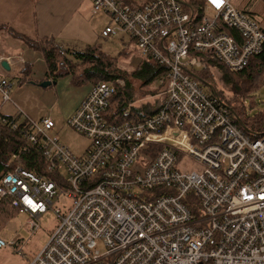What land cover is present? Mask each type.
I'll use <instances>...</instances> for the list:
<instances>
[{"label":"built area","instance_id":"built-area-1","mask_svg":"<svg viewBox=\"0 0 264 264\" xmlns=\"http://www.w3.org/2000/svg\"><path fill=\"white\" fill-rule=\"evenodd\" d=\"M205 1L195 24L181 0H92L93 14L111 19L102 36H129L141 57L167 68L168 86L155 112L130 104L116 124L107 114L124 81L94 84L67 122L90 141L82 156L49 135L51 117L35 122L18 109L2 112L14 84L0 58V135L25 143L0 172V204L11 201L31 217V232L49 210L60 220L27 264H264V135L245 134L195 77L209 61L242 71L261 53L264 30L232 0ZM181 153L201 169L177 166ZM31 156L42 173L23 166ZM61 196L72 200L64 214L53 207ZM7 247L22 253L16 241L0 239V249Z\"/></svg>","mask_w":264,"mask_h":264},{"label":"rangeland","instance_id":"rangeland-1","mask_svg":"<svg viewBox=\"0 0 264 264\" xmlns=\"http://www.w3.org/2000/svg\"><path fill=\"white\" fill-rule=\"evenodd\" d=\"M143 1L144 0H136V2L139 4H141ZM246 1L247 0H233V4L242 10L244 7H246ZM244 11L245 10H242L241 12L249 16V14ZM98 14L105 15L103 12ZM106 16L109 18L108 15ZM97 18V21L88 24V30H91L96 36H99L105 25H107V27L109 24L111 25V19L109 20L107 18V20L100 21V17ZM121 36H124L121 38V41L116 39L120 38ZM99 44L108 55L117 59L119 62V67L128 74L136 70L140 63L144 60V57H141L138 53L136 43L132 41V39L127 35L119 34L117 36L111 37L110 39H101ZM24 47V50L27 48L25 54L27 58L24 56V59L31 64L30 67L32 72L30 76H25L23 79H20L21 74H19V68L17 67L16 69L15 67V72L13 74L11 73L12 75L10 74L14 84L11 92V104L15 106L18 111L24 113L35 122H40L46 117H51L55 122L56 127L49 133V135L58 138L77 156H82L90 146V141L86 137L76 133L67 122L91 91V80L77 85L75 83V77L72 75H67L56 80L55 85L42 88L40 84L42 83V80L46 79V63L43 54L34 48L30 49L28 46ZM62 49L67 50L64 48V46ZM68 57L74 60L73 56ZM17 58H19V56H17ZM20 59L22 63L25 62L22 57H20ZM218 65L221 66L220 64ZM212 67L213 68L211 70H207L209 72L208 77L210 75V83H207L214 87L216 94L220 95L221 93V95L228 98L230 96L232 97L233 95L236 96L234 84L237 78L234 77L235 74L227 69L225 71V69H222L218 66ZM3 69L6 72H11L9 71L10 68L8 70L5 68ZM224 76L232 78V84H226L224 81ZM121 80H123L126 85L125 80ZM163 81L157 83L155 82L149 87L144 86L140 81H137L136 84L133 83L130 88L127 89L131 99L130 103L139 108L138 111H141L142 113L151 114L155 112L167 90L168 82L166 86H164L162 85ZM238 83L241 84V82ZM242 87H239V89H243V91L247 90L246 88ZM204 90L207 93L209 92V89L206 86L204 87ZM238 92L240 96H243L242 90H239ZM221 98L225 102L222 96ZM255 101L256 104L252 103ZM245 107L247 114H249V117L252 119L260 115V110L264 111V84L256 90V93L246 97ZM142 155L140 156L137 163H142ZM178 161L179 162L177 166L183 169H201V166L195 162L194 159L184 153H181L178 156ZM71 205L72 200L65 196H61L59 200L54 202L53 207L54 209L59 208L64 214L66 209H69ZM30 220L31 217H29L27 214L17 211L13 214V216L5 220V222L4 220L0 221V239L5 241L19 240L20 245L18 249H20L22 252L21 254L17 253L15 247H7L0 250V264H27L28 262L32 261L34 256L39 253L48 243L52 233L60 222L55 213L52 210H49L39 218V223L41 225L40 229L35 232H31L29 226ZM99 249L103 251V246L100 245Z\"/></svg>","mask_w":264,"mask_h":264},{"label":"trees","instance_id":"trees-1","mask_svg":"<svg viewBox=\"0 0 264 264\" xmlns=\"http://www.w3.org/2000/svg\"><path fill=\"white\" fill-rule=\"evenodd\" d=\"M121 1L127 4H133L130 0ZM181 1L185 12L194 14V23L197 24L200 22L206 8V1ZM226 32L229 35L234 36L237 40L239 39V33L237 31L226 30ZM13 36L23 40L26 45L39 50L43 54L47 67L46 80L56 81L60 77L72 75L75 77V83L79 85L88 80H91L92 84H96L116 78L124 79L126 85L124 87H117L107 114L108 120L116 124L123 122L124 112L131 104L127 89L130 88L133 83L136 84L137 81H140L144 86L149 87L155 82H162L164 80L162 85L166 86L167 84V68L160 65L152 57L144 58L139 67L132 73L128 74L119 67L117 59L108 54L102 53L96 47L88 48L85 51L64 50L53 38L31 39L15 32H13ZM68 56H73L74 60ZM212 66H218L225 69L222 66H219L218 63L210 61L209 63H205L204 67L200 70H196L195 74L200 79L210 83V75L208 77L209 72L207 70H211L213 68ZM232 73H234V77L237 78L234 84L236 96L233 95L232 97L230 96L231 98H228L221 95V93L220 95L233 113L232 115L237 127L242 129L245 134L250 137L264 135V111L260 110V115L252 119L249 117V114H247L245 107L246 97L256 93V90L264 84V44L261 53L254 55L250 59L249 64L242 71ZM30 74V67L24 65L21 71L22 79L25 76H30ZM224 77L226 84H232V78ZM238 82H241V84ZM242 86L247 90L243 91V89H239V87ZM239 90H242L243 96L239 95ZM252 103L256 104V101ZM24 144L25 143L15 134L8 133L6 136L0 135V172L11 169V155ZM22 164L26 169L36 174H40L44 171V166L36 161L34 156L26 158L25 162ZM17 211L20 212L19 209L13 206L11 201H6L0 204V221L4 220L5 222V220L9 219Z\"/></svg>","mask_w":264,"mask_h":264},{"label":"crops","instance_id":"crops-1","mask_svg":"<svg viewBox=\"0 0 264 264\" xmlns=\"http://www.w3.org/2000/svg\"><path fill=\"white\" fill-rule=\"evenodd\" d=\"M130 1L134 5H141L147 0L141 4L136 0ZM92 6V0H0V58L3 61L9 58L12 63L11 72L2 70V73L12 81L11 75L15 72V67L19 68V74H21L24 64L29 67L31 65L24 59L27 50V48L24 50V46L28 45L23 40L15 38L13 32L31 39L53 38L60 46L69 50L85 51L88 48L96 47L102 53L107 54L99 44L101 39H108L102 36L107 25L104 26L101 34L96 36L94 32L88 30V24L97 21V17H100V21L107 20L108 17L105 13V15L93 14ZM245 6L242 10H245L244 12L256 20L264 30V1L247 0ZM237 8L241 10L239 7ZM108 19L110 20V18ZM123 37L116 39L121 41ZM28 48L31 49L29 46ZM20 57L25 62L22 63ZM25 57L27 58V56ZM20 79H22V75H20ZM16 110L12 104H6L2 108V112L6 115H14ZM10 241H16L20 245L19 240H7V242Z\"/></svg>","mask_w":264,"mask_h":264},{"label":"water","instance_id":"water-1","mask_svg":"<svg viewBox=\"0 0 264 264\" xmlns=\"http://www.w3.org/2000/svg\"><path fill=\"white\" fill-rule=\"evenodd\" d=\"M2 67L5 68V69H7V70L9 69L7 62H3L2 63ZM195 77L198 78L206 87H208L211 90L212 93L216 94V91H215L214 87L211 84L207 83L206 81L200 79L197 76H195ZM55 84H56V81L46 80V81L42 82L40 84V86L42 88H47V87H49L51 85H55Z\"/></svg>","mask_w":264,"mask_h":264},{"label":"snow or ice","instance_id":"snow-or-ice-1","mask_svg":"<svg viewBox=\"0 0 264 264\" xmlns=\"http://www.w3.org/2000/svg\"><path fill=\"white\" fill-rule=\"evenodd\" d=\"M216 2V0H213V3H215Z\"/></svg>","mask_w":264,"mask_h":264}]
</instances>
